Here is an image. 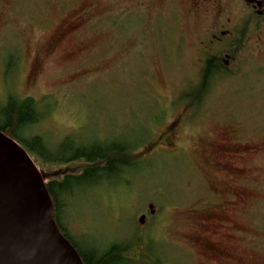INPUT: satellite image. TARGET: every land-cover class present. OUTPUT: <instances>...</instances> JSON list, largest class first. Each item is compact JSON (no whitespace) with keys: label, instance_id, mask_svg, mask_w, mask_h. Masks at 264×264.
Segmentation results:
<instances>
[{"label":"rangeland","instance_id":"1","mask_svg":"<svg viewBox=\"0 0 264 264\" xmlns=\"http://www.w3.org/2000/svg\"><path fill=\"white\" fill-rule=\"evenodd\" d=\"M171 9L165 0H0V108L34 99L44 115L22 134L55 150L66 139L131 150L122 179L67 199L62 224L86 251L128 244V264H264V100L234 105L223 76L200 110L185 109L202 23ZM221 134L253 147L236 160L243 176L213 164ZM32 159L46 181L85 166Z\"/></svg>","mask_w":264,"mask_h":264},{"label":"flooded vegetation","instance_id":"2","mask_svg":"<svg viewBox=\"0 0 264 264\" xmlns=\"http://www.w3.org/2000/svg\"><path fill=\"white\" fill-rule=\"evenodd\" d=\"M165 1L166 8H172V17L178 15L174 9L184 8L189 22L198 19L202 23L198 78L187 91L197 89L199 100L186 97L184 108L200 110L206 94L219 87L223 76L227 83L231 82L228 87L230 84L234 105L240 102L242 107H260L261 99L264 100V95L259 93H264V0ZM263 109L259 108L256 116L264 118ZM223 135L214 146L213 164L229 170L231 176H243L247 173L246 167L237 165L236 160H244L253 147L239 146ZM227 200L224 203L231 205L234 199L228 197Z\"/></svg>","mask_w":264,"mask_h":264},{"label":"water","instance_id":"3","mask_svg":"<svg viewBox=\"0 0 264 264\" xmlns=\"http://www.w3.org/2000/svg\"><path fill=\"white\" fill-rule=\"evenodd\" d=\"M45 179L30 154L0 130V264H84L52 213ZM153 213V205L149 204ZM146 215L138 217L143 224Z\"/></svg>","mask_w":264,"mask_h":264},{"label":"trees","instance_id":"4","mask_svg":"<svg viewBox=\"0 0 264 264\" xmlns=\"http://www.w3.org/2000/svg\"><path fill=\"white\" fill-rule=\"evenodd\" d=\"M197 89L184 95L187 98L199 100ZM44 114L39 111L37 102L30 98L16 99L9 97L5 105L0 108V130L17 140L30 156L43 162L66 163L80 160L85 166L77 174H65L60 180L46 181L47 189L53 202L52 216L62 234L75 247L84 264H128L131 260L125 255L127 245L114 244L106 250L86 251L79 246L65 231L62 220L63 212L71 206L68 197L73 194L74 188L93 185L100 181H116L122 179L121 174L126 168L135 165L136 160L127 146L107 142L101 144L78 142L79 140L66 139L56 150L49 148L46 141L40 136L26 138L22 133L27 127L37 123ZM35 159V160H36ZM45 179V178H44Z\"/></svg>","mask_w":264,"mask_h":264}]
</instances>
